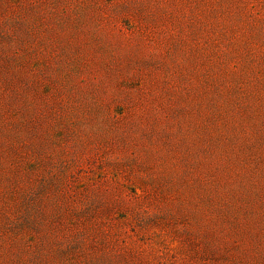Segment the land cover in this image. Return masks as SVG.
I'll return each mask as SVG.
<instances>
[{
    "label": "rangeland",
    "instance_id": "374dc122",
    "mask_svg": "<svg viewBox=\"0 0 264 264\" xmlns=\"http://www.w3.org/2000/svg\"><path fill=\"white\" fill-rule=\"evenodd\" d=\"M0 264H264V0H0Z\"/></svg>",
    "mask_w": 264,
    "mask_h": 264
}]
</instances>
